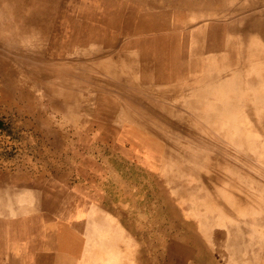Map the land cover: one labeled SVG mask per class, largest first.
<instances>
[{
	"label": "rangeland",
	"instance_id": "rangeland-1",
	"mask_svg": "<svg viewBox=\"0 0 264 264\" xmlns=\"http://www.w3.org/2000/svg\"><path fill=\"white\" fill-rule=\"evenodd\" d=\"M18 1L0 0V264H21L29 233L5 227L29 202L125 233L126 264H264V0Z\"/></svg>",
	"mask_w": 264,
	"mask_h": 264
},
{
	"label": "crops",
	"instance_id": "crops-1",
	"mask_svg": "<svg viewBox=\"0 0 264 264\" xmlns=\"http://www.w3.org/2000/svg\"><path fill=\"white\" fill-rule=\"evenodd\" d=\"M29 203L31 215L21 218V224L16 228L14 223L7 225L8 222L5 227L6 233L10 235L29 233L28 236L21 237L20 244L12 254L13 258L22 257L21 264H60L63 257L67 260L64 264L127 263L125 233L119 234L122 238L115 241V235L111 236L102 230L96 233L93 231L90 213L83 214L77 211L73 213L71 220L63 222L55 218L46 219L44 212L39 211L44 209V204L41 207V203ZM14 220L17 219H9ZM28 220L27 226L25 221ZM10 249L14 250V247ZM111 251L116 258L109 262ZM139 255L145 258L141 253L137 254L135 261L138 264ZM26 257L31 258L26 261ZM183 262L181 259L180 263Z\"/></svg>",
	"mask_w": 264,
	"mask_h": 264
},
{
	"label": "bare ground",
	"instance_id": "bare-ground-1",
	"mask_svg": "<svg viewBox=\"0 0 264 264\" xmlns=\"http://www.w3.org/2000/svg\"><path fill=\"white\" fill-rule=\"evenodd\" d=\"M6 1H9L8 3L10 4V7L12 8V12H15L16 10H18L17 9V7L19 8V6H15V2L18 4L19 3V1L18 0H5V2ZM25 1V0H24ZM40 1V0H39ZM24 4V3H23ZM4 5H6V4H4ZM3 7V6H2ZM7 7V6H6ZM30 10H27L26 11V14H27V12H29ZM31 12V11H30ZM1 13V12H0ZM32 14V16L34 15V12H32L31 13ZM31 14H29V16L31 15ZM50 15H53V14H50ZM13 17H14V15H13ZM20 18H21V16H19ZM14 23V22H13ZM10 25V24H9ZM12 26V25H11ZM18 27V26H17ZM41 31V30H40ZM6 216H8V215H6ZM17 219V218H16ZM55 221V220H54ZM229 242H227V244H228ZM38 247V246H37ZM239 258V257H238ZM251 264V263H250ZM255 264V263H254Z\"/></svg>",
	"mask_w": 264,
	"mask_h": 264
}]
</instances>
